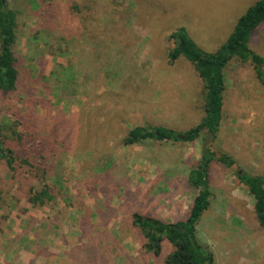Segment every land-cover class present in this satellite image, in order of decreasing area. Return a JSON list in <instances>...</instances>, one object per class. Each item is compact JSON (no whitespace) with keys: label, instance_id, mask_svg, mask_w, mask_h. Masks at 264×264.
Masks as SVG:
<instances>
[{"label":"rangeland","instance_id":"rangeland-1","mask_svg":"<svg viewBox=\"0 0 264 264\" xmlns=\"http://www.w3.org/2000/svg\"><path fill=\"white\" fill-rule=\"evenodd\" d=\"M258 1L7 0L30 31L46 13L45 4L59 13L53 39L61 42L56 47L60 50L55 57L45 52L44 75L54 64L76 58L86 70L112 61L121 68L122 81L116 86L98 83L91 97L76 93L58 99L49 94L47 104L34 107L42 118L55 113L69 118L85 105L91 116L70 117L71 134L66 137L71 149L56 160L67 179L58 206L35 208L24 200L16 206L11 201L13 209L1 222L7 235L0 236V264H164L172 247L163 241L158 257L146 253L141 233L131 225L132 214L166 223L185 220L198 194L186 183L187 174L206 149L216 158L208 168L210 205L198 221L196 240L211 253L212 264H264V226L237 178L243 172L264 177V87L249 61L232 58L223 69L222 119L215 138L202 131L192 142L122 145L136 126L171 130L180 139L199 124L202 82L187 59L169 60L174 43L168 37L184 28L200 50L215 53ZM85 38L103 45L89 47ZM248 47L264 61V22L252 31ZM16 50L22 58L28 53L23 40ZM27 88L18 89V107ZM4 104L0 99V121L10 124L13 118L2 112ZM224 157L233 160L235 169L219 160ZM57 211L60 237L55 226L46 230ZM105 214L108 219L102 222ZM46 221L45 228H36ZM85 222L90 235L82 232ZM90 237L98 242L96 251L86 248Z\"/></svg>","mask_w":264,"mask_h":264},{"label":"trees","instance_id":"trees-1","mask_svg":"<svg viewBox=\"0 0 264 264\" xmlns=\"http://www.w3.org/2000/svg\"><path fill=\"white\" fill-rule=\"evenodd\" d=\"M50 6V3L45 4L46 13L40 17L37 29L30 31L19 22V13L9 6L7 0H0V99L5 102L2 112L13 118L10 124H7L5 119L0 121V212H2L0 236L7 235L1 228V222L7 221L9 212L13 209L12 200L16 206L21 200L35 208L58 206L62 198L60 189L66 184L67 179L60 174L61 165L56 160L71 149L69 137H66L71 134L70 117L82 113L91 116L86 112L85 105L69 118L62 113L42 118L35 114L34 107L47 104L45 97L49 94H55L58 99H63V95L76 93L82 94L83 97H91L98 83L109 82L116 86L122 81V70L119 67L117 69L114 62L110 61L107 65L97 64L93 70H86L81 68L76 58H70L66 65L54 64L50 73L44 75L43 68L46 64L44 54L48 53L55 57L60 50L56 47L61 44L53 39L55 21L59 13L55 12L56 7ZM263 22L264 0H259L239 18L232 34L215 53L200 50L184 28L173 31L168 39L173 41L174 47L169 51L168 58L175 61L179 57H184L193 64L203 87V117L198 125L184 134L183 140L177 138L171 130L136 126L122 139V145H136L148 140L192 142L202 131L215 138L222 119L223 69L228 61L232 58L243 62L249 61L264 87V61L248 47L252 31ZM20 40L25 42L28 52L24 58L19 56L16 50ZM85 40L89 47L95 49L103 45L102 43L94 45L96 42L93 39ZM82 45H79L80 49ZM41 54L43 56L40 57ZM71 54L74 57L78 55L73 52ZM99 55L103 56V53ZM37 57L38 61L35 63ZM28 65L31 66L27 67ZM21 86L28 88L25 90L24 99H21L22 106L18 107L15 97ZM40 90L42 94L38 96L37 92ZM72 126L75 127V123H72ZM215 158V154L206 149L199 162L188 171L186 183L189 187L198 189V194L194 197L185 220L166 223L139 213L132 214L131 225L141 233L146 253L158 257L163 249V241H167L172 247L164 264L213 263L211 253L196 240V227L210 205L208 168ZM219 160L227 167L233 165V160L229 157ZM237 178L253 198L257 221L260 226H264V177L251 176L243 172L237 173ZM59 214L57 211L53 220L48 219L46 230L51 229V225L55 226L56 236L60 237L62 223L59 221ZM86 215L89 217V212ZM107 219L108 215L105 214L101 221L105 222ZM29 222L31 225L35 224L33 219ZM45 224L47 221L36 228L42 230ZM83 224L85 226L81 227L82 232L90 235L91 227L87 226V222ZM97 243L94 237H90L86 248L96 251ZM73 256L76 259V255ZM89 258L90 253L86 254L85 262Z\"/></svg>","mask_w":264,"mask_h":264},{"label":"water","instance_id":"water-1","mask_svg":"<svg viewBox=\"0 0 264 264\" xmlns=\"http://www.w3.org/2000/svg\"><path fill=\"white\" fill-rule=\"evenodd\" d=\"M180 139L183 140L184 137L183 136H180ZM236 165H233V168L235 169Z\"/></svg>","mask_w":264,"mask_h":264},{"label":"crops","instance_id":"crops-1","mask_svg":"<svg viewBox=\"0 0 264 264\" xmlns=\"http://www.w3.org/2000/svg\"><path fill=\"white\" fill-rule=\"evenodd\" d=\"M48 258H50V257H48Z\"/></svg>","mask_w":264,"mask_h":264}]
</instances>
